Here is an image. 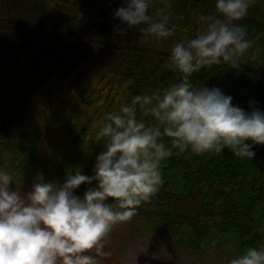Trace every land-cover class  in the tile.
<instances>
[{
  "label": "trees",
  "instance_id": "trees-1",
  "mask_svg": "<svg viewBox=\"0 0 264 264\" xmlns=\"http://www.w3.org/2000/svg\"><path fill=\"white\" fill-rule=\"evenodd\" d=\"M122 2L0 0V171L13 182L62 184L77 170L94 175L105 143L97 132L106 114L135 95L178 83V74L165 67L171 48L202 30L199 15L215 13V0H154L149 14L166 2L177 26L173 36L157 40L138 31L114 32ZM237 23L247 25L248 39L264 33V0H255ZM255 47L261 50L255 59L246 55L239 68L205 66L191 83L220 88L246 112H264V35ZM137 118L154 122L142 111ZM163 139L170 146V138ZM173 151L161 164L159 191L132 217L139 228L197 255L217 249L238 256L264 247V145L253 146L254 158L236 157L227 148ZM93 186L81 184L74 195L83 198ZM97 259L105 264L103 256Z\"/></svg>",
  "mask_w": 264,
  "mask_h": 264
},
{
  "label": "clouds",
  "instance_id": "clouds-1",
  "mask_svg": "<svg viewBox=\"0 0 264 264\" xmlns=\"http://www.w3.org/2000/svg\"><path fill=\"white\" fill-rule=\"evenodd\" d=\"M154 0H123L114 12L119 35L138 31L144 37L167 39L176 32L169 4L153 8ZM255 0H215V13L197 17L202 30L185 44L171 48L165 67L178 83L152 94H140L109 112L97 138L104 150L96 157L94 175L68 172L65 182H37L24 194L10 185L13 177L0 171V264H99L104 239L113 227L130 220L162 185L161 164L174 154L230 150L239 158H254V145H264V112L233 106L220 88H196L193 73L205 66L239 68L261 38L248 39L243 20ZM176 19H183L180 15ZM250 50H252L250 52ZM138 111L154 122L137 118ZM164 137L170 138L166 146ZM251 141V143H246ZM89 187L74 195L81 184ZM111 198V203L109 199ZM219 219V218H218ZM215 244V241H213ZM95 251V254H90ZM228 264H264V247H249Z\"/></svg>",
  "mask_w": 264,
  "mask_h": 264
},
{
  "label": "rangeland",
  "instance_id": "rangeland-1",
  "mask_svg": "<svg viewBox=\"0 0 264 264\" xmlns=\"http://www.w3.org/2000/svg\"><path fill=\"white\" fill-rule=\"evenodd\" d=\"M45 149L47 147L43 145V150ZM37 182L41 181L20 179L10 187L13 190L18 188L20 192L27 194ZM116 226L105 237L103 251L110 253L103 256L105 264H228L230 259L236 257L217 249L197 255L184 247L172 244L160 234L142 231L133 218Z\"/></svg>",
  "mask_w": 264,
  "mask_h": 264
}]
</instances>
